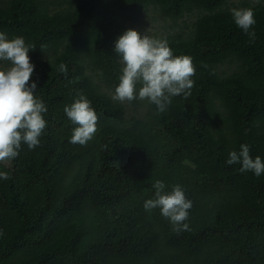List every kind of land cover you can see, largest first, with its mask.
Masks as SVG:
<instances>
[{
  "label": "trees",
  "instance_id": "1",
  "mask_svg": "<svg viewBox=\"0 0 264 264\" xmlns=\"http://www.w3.org/2000/svg\"><path fill=\"white\" fill-rule=\"evenodd\" d=\"M241 8L252 39L234 23ZM150 12L160 34L140 24ZM129 28L192 58L191 95L164 112L111 98ZM0 32L35 46L30 80L47 107L40 144L0 163V264H264V174L226 163L241 144L264 161V0H0ZM81 95L98 116L85 146L69 142L64 112ZM158 179L191 200L188 230L145 211Z\"/></svg>",
  "mask_w": 264,
  "mask_h": 264
},
{
  "label": "clouds",
  "instance_id": "2",
  "mask_svg": "<svg viewBox=\"0 0 264 264\" xmlns=\"http://www.w3.org/2000/svg\"><path fill=\"white\" fill-rule=\"evenodd\" d=\"M236 26L250 39L255 32V14L251 8L232 9ZM34 45L26 44L21 36L9 39L0 32V61L9 62L6 69H0V163H7L19 155L22 144L34 149L40 144V137L47 127L43 114L47 112L44 102L34 95L36 81L30 78L34 73V64L28 55ZM115 54L119 57L121 74L119 83L112 93V99L120 103L134 100H147L154 104L159 112H164L173 97L191 95L194 86L192 77L196 69L188 55H174L167 40L153 38L129 28L115 41ZM58 71L67 74V65L61 63ZM64 112L69 120L77 125L70 137V143L87 145L96 132L98 116L91 101L81 95ZM228 165L240 164V171H252L259 177L264 174V161L260 156L254 159L250 155V146L241 144L239 152L230 151L226 161ZM0 179H11L8 172L0 171ZM154 198L143 203L145 211L159 209L168 219L173 230L181 232L189 229L185 223L188 210L192 207L183 188L174 185L165 192V182L156 180Z\"/></svg>",
  "mask_w": 264,
  "mask_h": 264
},
{
  "label": "rangeland",
  "instance_id": "3",
  "mask_svg": "<svg viewBox=\"0 0 264 264\" xmlns=\"http://www.w3.org/2000/svg\"><path fill=\"white\" fill-rule=\"evenodd\" d=\"M140 24L145 27L148 32L160 34V25L163 24V21L157 14L150 12L141 19Z\"/></svg>",
  "mask_w": 264,
  "mask_h": 264
}]
</instances>
